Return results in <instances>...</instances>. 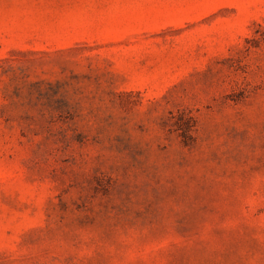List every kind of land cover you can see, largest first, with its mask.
I'll list each match as a JSON object with an SVG mask.
<instances>
[{
    "label": "rangeland",
    "instance_id": "374dc122",
    "mask_svg": "<svg viewBox=\"0 0 264 264\" xmlns=\"http://www.w3.org/2000/svg\"><path fill=\"white\" fill-rule=\"evenodd\" d=\"M0 264H264V0H0Z\"/></svg>",
    "mask_w": 264,
    "mask_h": 264
}]
</instances>
